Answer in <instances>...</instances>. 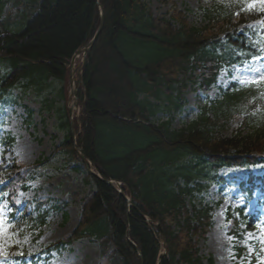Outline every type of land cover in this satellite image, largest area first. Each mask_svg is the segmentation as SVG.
Wrapping results in <instances>:
<instances>
[{
    "label": "trees",
    "instance_id": "1",
    "mask_svg": "<svg viewBox=\"0 0 264 264\" xmlns=\"http://www.w3.org/2000/svg\"><path fill=\"white\" fill-rule=\"evenodd\" d=\"M98 2L103 28L81 70L80 113L73 126L77 147L100 179L85 174L90 189L80 200L73 231L40 252L43 258L23 252L14 259L47 264L52 252L92 238L99 247L98 264H204L198 241L207 238L212 208L193 202L224 182L218 175L222 168L249 170L261 162L264 83L231 85L179 130L169 121L155 125L152 120L159 113L180 112L187 82L207 94L222 70L264 56V0L204 8L200 27L176 9L169 17L155 16L140 0ZM5 4L0 0V108L19 91L42 98L51 111L54 99L68 100L71 58L98 28L96 1L40 0L32 14L15 16ZM56 114L63 140L55 153H65L78 171L87 169L74 150L67 105ZM228 129L231 136L223 134ZM47 162L24 166L9 158L0 166V200L13 205L28 174ZM109 181L120 182L124 196ZM41 203L47 201H39L37 209ZM59 211L56 206L36 218L28 212L23 217L36 227ZM227 218L237 226L230 211Z\"/></svg>",
    "mask_w": 264,
    "mask_h": 264
},
{
    "label": "rangeland",
    "instance_id": "2",
    "mask_svg": "<svg viewBox=\"0 0 264 264\" xmlns=\"http://www.w3.org/2000/svg\"><path fill=\"white\" fill-rule=\"evenodd\" d=\"M40 0H6L4 9L15 13L30 15ZM148 6L153 15L166 14L170 16L173 9L185 13L188 21L196 27L203 25L202 9L210 8L218 3H235L239 0H140ZM25 4V6H24ZM79 59L75 60L78 64ZM74 64V65H75ZM264 81V56L250 61L241 68L224 69L209 94H202L196 86L187 82L185 88V106L180 112L173 114H157L152 123L157 125L169 120L171 129L179 130L193 121L202 106L217 100L221 91L232 84L244 86ZM56 91L60 85L54 84ZM14 101L0 109V165L9 158L24 166H32L37 161L49 159L38 167L33 174H28L26 190L19 191L14 199L15 210L6 203L0 202V264H12L9 256L14 250L16 255L26 252L28 255H41L45 248L60 242L78 224L80 215V200L90 189L84 177L86 171L70 163L63 152L55 153V149L63 140V132L59 128L56 110L71 101L54 99V108L47 111L42 98L33 93H13ZM76 109L73 115L78 114ZM232 135V130L223 132ZM264 144V143H263ZM261 156L264 158V145ZM251 173L255 177H264V163L254 167ZM7 174V171H6ZM219 175L224 178L222 184L213 185L203 196V204L213 208V220L207 241H200V255L203 263L209 258L214 264H264V192L254 189L253 199L246 200L239 191L238 184L246 181L247 172L243 169H223ZM260 187L259 183H257ZM47 201L37 209L39 201ZM200 200L193 203L199 208ZM61 206L59 212H53L45 218L42 225L31 227L22 213L36 218L42 211L51 207ZM245 215L255 221L249 224L246 220L234 228L238 230L241 239L231 235L230 221L227 210L243 208ZM191 209V204L187 202ZM25 214V213H24ZM64 214L66 219L63 218ZM236 219H240L237 215ZM236 247L243 251L235 250ZM99 248L92 239L78 240L59 252H53L48 264H98ZM43 260L36 264H42ZM26 264L31 263L28 259Z\"/></svg>",
    "mask_w": 264,
    "mask_h": 264
},
{
    "label": "water",
    "instance_id": "3",
    "mask_svg": "<svg viewBox=\"0 0 264 264\" xmlns=\"http://www.w3.org/2000/svg\"><path fill=\"white\" fill-rule=\"evenodd\" d=\"M96 6L99 8L100 11V21H99V25L98 28L94 34V36L92 37V39L88 42V44L86 45V47L80 49L77 51L76 56H73L72 60H71V64H70V68H71V73H70V80H69V88H70V95L71 98L73 100L72 105L69 108V114H72V111L78 107V97H77V89L74 88V78H73V74H74V69H73V63L75 58L78 55H82L83 58V62H84V57L90 52L94 42L96 41L98 35L100 34L102 28H103V23H104V11L102 9V7L100 6V4L96 1ZM70 128H71V135L74 137V130H73V124L72 121L70 120ZM75 150L79 153L81 159H85V155L83 154V152L78 149L75 145H74ZM109 184H111V182H109ZM123 195V194H122Z\"/></svg>",
    "mask_w": 264,
    "mask_h": 264
}]
</instances>
